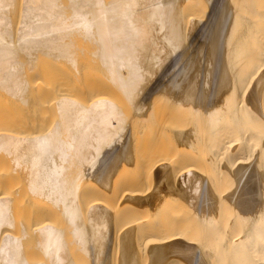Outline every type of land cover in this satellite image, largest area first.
<instances>
[{"label":"bare ground","instance_id":"6f19581e","mask_svg":"<svg viewBox=\"0 0 264 264\" xmlns=\"http://www.w3.org/2000/svg\"><path fill=\"white\" fill-rule=\"evenodd\" d=\"M0 264H264V0H0Z\"/></svg>","mask_w":264,"mask_h":264},{"label":"rangeland","instance_id":"374dc122","mask_svg":"<svg viewBox=\"0 0 264 264\" xmlns=\"http://www.w3.org/2000/svg\"><path fill=\"white\" fill-rule=\"evenodd\" d=\"M123 172V171H122ZM124 172H126L125 170H124ZM9 183L12 185V184H14V182H11V180H10V178H9Z\"/></svg>","mask_w":264,"mask_h":264}]
</instances>
